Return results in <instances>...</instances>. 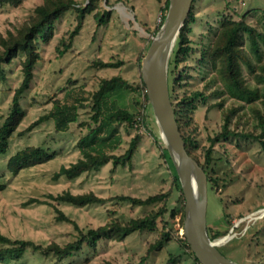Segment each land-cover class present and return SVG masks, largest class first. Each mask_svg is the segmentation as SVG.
<instances>
[{
    "label": "rangeland",
    "instance_id": "1",
    "mask_svg": "<svg viewBox=\"0 0 264 264\" xmlns=\"http://www.w3.org/2000/svg\"><path fill=\"white\" fill-rule=\"evenodd\" d=\"M41 1L23 0L19 6L0 5V32L19 26ZM76 1V6L86 3V0ZM164 1L97 0L100 10H110L109 20L98 24L94 10L86 13L77 33L70 39L69 32L78 21L74 6L57 18L51 38H39V58L34 65L33 77L20 98L24 115L9 138L6 152L0 154V231L11 239H29L42 245L50 241L64 244L77 234L74 223L86 230L111 219L127 221L141 217L163 204L167 212L157 218L155 229L134 231L121 240L100 239L95 247L83 245L67 257L59 258L28 248L20 258L0 264H200L183 252L176 236L145 257L148 244L159 236L164 221H170L172 229L182 236L179 233L182 226L179 222L180 200L175 192L148 205L132 204L114 197L102 203L78 206L49 197V194L68 190L72 193L92 191L102 197L127 194L144 198L171 187L172 165L161 155L153 137H159V131L150 106L146 110L147 123L153 135L140 122L133 126L118 124L122 142L114 151L117 155L127 150L136 133L141 135L129 161L108 160L99 168L72 179L63 175L56 179L52 177L61 165H68L80 156L76 141L86 133L88 125H94L90 118V93L98 87L99 79L119 74L135 86L139 82L137 56L145 54L152 36L158 32L157 27L163 21ZM192 12L194 19L187 34V48L176 55V38L169 54L170 99L173 105L180 106L181 98L189 93L200 90L206 95V100H196L193 111L184 112L192 118L189 121L185 116L180 126L192 137L190 150L201 163L205 162L206 149L210 148V161L205 171L213 186V196L207 226L212 233L219 232L214 240L226 257L240 264H264V144L255 138L261 131L252 109L256 104L238 99L226 89L218 63L213 65L206 56L202 62L198 60L200 52L206 50L207 44L218 35L224 16L238 20L244 15L248 24L264 31V0H193ZM62 38L70 41V46L60 52L64 47ZM241 41L250 50L245 34H241ZM260 48L261 60H264L263 43ZM250 55L253 63H259L255 55ZM23 56L19 53L2 65L6 78L0 80V122L8 114L13 92L22 80ZM95 58L120 61V64L97 68L90 65ZM242 68L246 80L256 84L243 62ZM70 89L87 95L88 99L86 106L78 109L77 119L67 130L56 132L51 119L26 130L33 120L51 108L54 96L64 99L65 92ZM141 99L142 95L139 98L138 92L130 89L120 93L116 101L138 113L143 109L137 102ZM219 100L227 107L235 105L237 110L230 117L232 134L213 140L221 131L223 120L217 105L208 106ZM28 145L47 147L52 157L12 174L6 166L7 158ZM55 206L68 220L56 218ZM172 207L178 209L174 219L168 215ZM4 245L0 243V247Z\"/></svg>",
    "mask_w": 264,
    "mask_h": 264
},
{
    "label": "trees",
    "instance_id": "2",
    "mask_svg": "<svg viewBox=\"0 0 264 264\" xmlns=\"http://www.w3.org/2000/svg\"><path fill=\"white\" fill-rule=\"evenodd\" d=\"M168 1L169 0H165L164 7H162L163 19L167 12ZM22 2L23 0H0V5L10 4L13 6H19ZM75 4H78L76 0H42L34 7L33 13L30 14L19 26L13 29H7L5 33L0 32V80H5L6 78L2 65L10 62L19 53L24 55L21 61L22 80L13 92L8 114L4 117L3 121L0 122V154L6 152L9 145V138L24 115V110L20 104V98L23 92L29 87L30 81L33 77L34 65L39 58V38H42L43 40L51 38L57 18L74 6L78 12V21L75 27L69 32L68 37L70 39L73 38L80 28V22L84 14L90 13L94 10L93 16L98 24H103L110 18V10H100L97 6V0H86V3L82 5L79 4V6H76ZM193 19L194 13L192 12L191 5V9L188 12L184 24L181 26L176 37V55L187 48L186 44L189 40L187 34L191 30L190 23ZM160 24L157 29L160 27ZM241 34L247 36L250 50L242 44ZM61 43L64 47L60 52H63L64 49L70 46V41H65L63 38L61 39ZM261 43L264 44V31L248 24L245 21L244 15L238 20L233 19L231 16H224L220 20L218 35L207 44L206 50L200 52L198 60L199 62H202L204 56H206L205 59L211 61L213 65L218 63V71L225 83L226 89L231 94L238 99L246 100V102H252V104L256 105L257 103L260 104V106L257 105L258 107L255 105L252 109L254 110L257 123L261 128V131L259 134L255 135V138L259 139L260 142L264 144V60H261ZM250 54L255 55L259 63H253ZM141 58L142 55L137 56V66L139 71ZM242 62L253 74V77L257 81L256 84H250V82L246 80V77L243 74ZM118 64H120V61H106L101 58H95L90 61V65L97 68L118 66ZM139 76L140 79L136 86L119 74L109 77H101L99 79L98 87L90 93L92 99L90 118L94 125H88L86 133L79 136L76 141L80 156L68 165H61L59 169L53 173L52 177L54 179L61 175L70 179L75 178L85 171L99 168L108 160H112L113 162L120 160L121 163L129 161L136 142L141 138V135L136 133L130 139L127 150L123 154L117 155L114 151L122 142V135L118 130L119 123L133 126L137 122H140L144 128L153 135L152 130L147 123L148 113L146 110L149 106V102L145 93V85L141 79V75ZM130 89L138 92L139 98L142 95V99L137 101L143 108L141 112L136 113L135 111H131L127 107L119 105L116 101L120 93L124 90ZM215 92H217V90H214V93ZM87 99V95L79 93V91H75V89L66 91L64 99L54 96L51 108L33 120L26 127V130H30L47 119L52 120L56 132L67 130L70 123L77 119L78 109L86 106L85 101ZM196 100L204 101L206 100V95H204L202 91L197 90L194 91V93H189L186 97H182L180 106L178 104L172 105L186 150L198 161L203 169L206 170L207 164L210 161V148L208 147L206 149L205 162L201 163L197 156L190 150L193 143L192 137L185 134L180 126V123L183 122L182 120L185 116L191 121V115H185L184 112L193 111L196 107ZM215 105L220 108L223 123L221 125V131L215 135L213 140H217L219 136L226 137L228 134H232L231 129H229L230 117L237 110L235 105H230L228 107L224 106L221 100L212 103L208 107ZM240 134L245 135V133ZM249 134L252 135V133ZM153 137L161 149V155L170 162V165H172L171 187L167 191H160L141 198L127 194L102 197L96 195L92 191L72 193L66 190L56 195L49 194V197L55 201H67L78 206L94 202L102 203L106 200L113 199L114 197L122 201L127 200L132 204L148 205L158 203L175 192L180 200L179 222L180 225H182L184 218V195L181 189L180 180L162 140L156 135H153ZM51 157L52 153L47 147L28 145L10 155L7 158L6 166L12 174H16L23 167H29L47 161ZM0 187H2L1 183ZM54 209L57 212V219L68 220V218L56 206ZM167 210V207L163 204L158 208L150 210L147 214L141 217L130 218L127 221L111 219L104 224L89 227L86 230L81 229L76 223H74L77 234L73 240L64 244L50 241L47 244L42 245L29 239H11L0 231V243L3 245L5 244L0 247V262H4L8 259L20 258L28 248L42 254L51 253L59 258L67 257L79 251L83 245L95 247L100 239L121 240L134 231L155 229L157 227V218L162 217ZM177 210V207L169 209V218L174 219ZM207 231L209 238L212 240L219 233L218 231L212 233L208 226ZM173 236H176L178 245L182 248L183 252L191 255L197 262L198 260L194 256L186 239L183 236L178 235L177 232L172 229L170 221H164L159 236L153 242L148 244L145 251V257L152 251L160 250Z\"/></svg>",
    "mask_w": 264,
    "mask_h": 264
},
{
    "label": "water",
    "instance_id": "3",
    "mask_svg": "<svg viewBox=\"0 0 264 264\" xmlns=\"http://www.w3.org/2000/svg\"><path fill=\"white\" fill-rule=\"evenodd\" d=\"M192 1H168L167 12L158 32L152 36L141 58L140 75L159 137L168 151L184 195V218L179 233L186 239L200 264H240L226 257L218 249L216 240L209 238L207 216L213 186L207 172L185 148L169 96L168 58Z\"/></svg>",
    "mask_w": 264,
    "mask_h": 264
},
{
    "label": "bare ground",
    "instance_id": "4",
    "mask_svg": "<svg viewBox=\"0 0 264 264\" xmlns=\"http://www.w3.org/2000/svg\"><path fill=\"white\" fill-rule=\"evenodd\" d=\"M161 53H162V52H161ZM160 56H161V54H160ZM216 243L219 244V243L217 242V240H216Z\"/></svg>",
    "mask_w": 264,
    "mask_h": 264
}]
</instances>
